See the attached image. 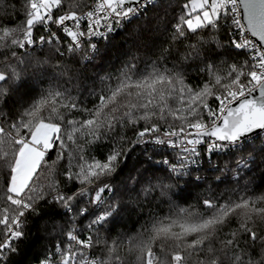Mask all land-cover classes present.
<instances>
[{"label": "snow or ice", "instance_id": "1", "mask_svg": "<svg viewBox=\"0 0 264 264\" xmlns=\"http://www.w3.org/2000/svg\"><path fill=\"white\" fill-rule=\"evenodd\" d=\"M179 7L0 0V264H21L29 217L44 215L55 243L36 264H125L116 229L133 215L136 264H264V193L249 194L255 170L264 177V0ZM134 21L121 67L87 76L96 41Z\"/></svg>", "mask_w": 264, "mask_h": 264}, {"label": "trees", "instance_id": "2", "mask_svg": "<svg viewBox=\"0 0 264 264\" xmlns=\"http://www.w3.org/2000/svg\"><path fill=\"white\" fill-rule=\"evenodd\" d=\"M10 4H15L17 8H20L23 4V0H9ZM79 2L83 5H87L89 0H79ZM185 2V0H172L173 3V9L174 12H171L170 14L179 15L180 14V5H182ZM17 20L22 19V17L17 16ZM136 22H133V25H128L125 28H123L120 32L115 33L114 35L108 37V40L101 41L98 43L99 47V54L93 59L91 62L87 63L86 65V75L89 77H95L98 78L100 76H104L106 73H115V70L119 67H121L122 62L126 59L125 53L129 50V48L133 44V36L132 28ZM145 41L148 43L149 46H152V41L154 37H150L149 35H145L144 37ZM162 39V38H161ZM160 41H156L158 44ZM237 59H243V57H237ZM170 66V65H169ZM145 65L143 62L140 64V68L144 69ZM91 83V81H89ZM188 83L196 87L202 83V78L195 76L193 74L192 77L189 78ZM48 85L45 83L43 85L37 86L36 91L39 92L40 88H46ZM65 87L71 88V85H65ZM73 95H76L75 90L73 89ZM84 95L82 94L80 96V99L84 100ZM92 98L89 97V100ZM210 103L215 105V101L210 100ZM168 104L173 107H181L179 102L173 98L168 100ZM91 103L88 104V107H91ZM79 118V117H78ZM179 122H177L178 126ZM166 127V125H165ZM74 145L69 142V149H74ZM101 149H97L96 154L99 155V152ZM140 149H137L136 154H138ZM135 155V154H134ZM65 156H67V152L65 153ZM56 152L53 150L50 153V157H46L48 159V163L51 164V160L55 159ZM159 159V157H157ZM226 160V157H216V161L219 164H224ZM67 163V160L61 161V168L60 171L64 170V165ZM38 169V173H39ZM204 174V173H202ZM218 174V173H217ZM123 175V174H121ZM230 175V174H229ZM51 175L45 171L43 175L39 177L40 183H48V181L51 179ZM57 179H62V176H57ZM2 179V178H0ZM182 183V181H181ZM214 187V191L217 195L224 193L225 189L228 187L226 184L219 185L218 188ZM261 193H264V177L261 176L260 170H255L254 173V184L252 185V191L249 192L250 195H260ZM195 193L191 197H187L184 200L176 199L175 202L180 206L187 208L190 204H196L197 201L195 199ZM205 195H208V193H205ZM175 199V198H174ZM0 207H3V202L0 201ZM147 212L148 209H145ZM161 214H166L168 212V206L162 205L160 209H158ZM48 219L47 215H44L40 218L35 217H29V237L27 240L24 241L22 247H21V255L18 257V259L21 261V264H36V261L33 259L35 254L39 251H42V249L45 246H50L51 244L55 243V240H50L47 237V233H50L52 231L51 228V222L47 226H45V220ZM54 219L59 220V217H54ZM140 223H143V219H141L139 222H137L136 216L125 217V221L119 225L116 229L117 232L124 231L126 233L124 237V244L119 250V254L124 259L125 264H136V253L134 251H130V245L128 243L129 237H135L139 231ZM115 235V233L113 234ZM154 250L157 252L159 251L158 247H156Z\"/></svg>", "mask_w": 264, "mask_h": 264}, {"label": "built area", "instance_id": "3", "mask_svg": "<svg viewBox=\"0 0 264 264\" xmlns=\"http://www.w3.org/2000/svg\"><path fill=\"white\" fill-rule=\"evenodd\" d=\"M93 3H94V0H89L87 6H91ZM84 10L87 11L88 8L85 7ZM121 30H122V29H121ZM121 30H117L116 32L110 34L109 37L112 36V35H114L115 33L120 32ZM41 31H42V28L38 29L37 34H39ZM101 41H103V39H100V40H98V41H96V42L99 43V42H101ZM203 147H204V146H201V151H203ZM216 157H217V156H215V155L213 156V162H214V163H217V161H216ZM206 159H207V158L205 157V160H206ZM222 165H223V164H222ZM205 167H207V164H206V163H205Z\"/></svg>", "mask_w": 264, "mask_h": 264}, {"label": "water", "instance_id": "4", "mask_svg": "<svg viewBox=\"0 0 264 264\" xmlns=\"http://www.w3.org/2000/svg\"><path fill=\"white\" fill-rule=\"evenodd\" d=\"M252 39H255V38H252ZM253 95H254V96H258V92L253 93Z\"/></svg>", "mask_w": 264, "mask_h": 264}]
</instances>
